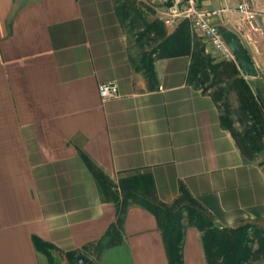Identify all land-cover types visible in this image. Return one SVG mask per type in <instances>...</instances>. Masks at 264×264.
<instances>
[{
  "label": "crops",
  "instance_id": "1",
  "mask_svg": "<svg viewBox=\"0 0 264 264\" xmlns=\"http://www.w3.org/2000/svg\"><path fill=\"white\" fill-rule=\"evenodd\" d=\"M240 1L198 5L238 35L257 75L238 65L232 75L254 83L264 102V0H252L257 29ZM164 27L165 37L184 40V52L158 48L148 75L133 65L114 0H0V264H50L33 236L54 246L53 264H70L69 251L94 264H169L145 206L128 202L113 229L116 207L83 156L113 181L149 172L166 203L183 186L213 226L264 228V152L243 155L221 122L219 98L195 82L204 52L215 50L201 47L206 39L188 19ZM105 82L116 84L115 97H101ZM182 260L207 264L189 232Z\"/></svg>",
  "mask_w": 264,
  "mask_h": 264
},
{
  "label": "rangeland",
  "instance_id": "2",
  "mask_svg": "<svg viewBox=\"0 0 264 264\" xmlns=\"http://www.w3.org/2000/svg\"><path fill=\"white\" fill-rule=\"evenodd\" d=\"M118 9L121 30L125 37L128 51L135 68L145 70L148 58L160 48L165 38V23L156 13L161 4L153 0H114ZM150 25H152L150 27ZM204 42V41H203ZM209 45L205 40L204 44ZM204 52V51H203ZM232 67L221 60L215 51L209 50L202 56L199 73L195 82L202 88L210 91L219 98V110L222 124L231 129V134L243 152L247 155L264 152V103L258 88L254 83L247 86L242 84L239 78L232 75ZM225 73L219 76L217 73ZM115 182L114 185H116ZM128 202H132L128 200ZM165 204H170L166 203ZM190 210L186 207L172 209L176 214L175 223L179 227L181 235L179 243L185 240L189 232L195 241L201 245L213 247L221 244L224 234L219 228H215L209 218L204 216L195 207V203L188 202ZM195 210L198 214H195ZM163 224L166 218L159 212ZM232 239L243 238L244 245L250 250L262 249V256L257 260H246L243 264H264V228L251 224H242L231 230Z\"/></svg>",
  "mask_w": 264,
  "mask_h": 264
},
{
  "label": "trees",
  "instance_id": "3",
  "mask_svg": "<svg viewBox=\"0 0 264 264\" xmlns=\"http://www.w3.org/2000/svg\"><path fill=\"white\" fill-rule=\"evenodd\" d=\"M117 15L119 17V11L116 8ZM152 25H150L151 27ZM175 35H168L160 44V49L165 52H170L172 54H177L179 52H184L183 41L177 39ZM182 42V47L178 48L177 46ZM227 64H230L234 68V73L238 72L237 65L231 61H225ZM197 66V63H195ZM148 75H153V68L151 58H148L146 67H144ZM196 75V73H195ZM240 82L247 86V82L243 78H239ZM248 87V86H247ZM259 95V93H258ZM264 103V102H262ZM228 129V128H227ZM231 131V129H228ZM232 133V132H231ZM236 140V139H235ZM237 142V141H236ZM238 144V142H237ZM239 145V144H238ZM241 152H243L242 147L239 145ZM246 154L243 152V155ZM84 161L93 174V177L96 181L99 192L103 200H110L114 203L116 207L117 217L113 229L119 231L120 225L122 222V214L128 205V200L141 204L151 210L161 228L163 234V239L165 242V247L167 250V256L169 264H182V246L183 243H179V237L181 235L179 227L175 223L176 214L172 209H178L186 207L189 209L188 212L194 213L190 210L188 202L195 203V207L207 218L209 214L199 205V203L188 193V191L180 186L179 195L170 203L165 204L157 197L155 186L153 183L152 175L149 172H143L140 170L135 171H126L118 175L117 180L113 181L110 179L105 172L97 166L87 156H83ZM115 182H117L116 185ZM159 212H162L166 218V223L163 224ZM198 212L195 210V214ZM212 223V222H211ZM216 228V226H214ZM219 228V227H217ZM222 234H224L223 242L218 243L215 246H204V255L205 261L207 264H243L246 260H257L262 256V249L250 250L244 245L243 238L238 236V238H233L230 236V232L233 229L222 227L219 228ZM33 242L37 249L41 250L47 256L50 264H53V257L51 250L54 246L48 242L42 241L40 238L33 236ZM76 251H69L66 253V256L70 260V264H75L74 256ZM94 264V263H92Z\"/></svg>",
  "mask_w": 264,
  "mask_h": 264
},
{
  "label": "built area",
  "instance_id": "4",
  "mask_svg": "<svg viewBox=\"0 0 264 264\" xmlns=\"http://www.w3.org/2000/svg\"><path fill=\"white\" fill-rule=\"evenodd\" d=\"M164 8L162 19L164 23L173 22L175 19H188L195 29L214 48L221 60L231 61L237 64L234 53L223 39L222 32L214 25L209 16L211 12L198 5V0H153ZM237 10L249 21L253 29H257L258 12L253 8L252 0H242L237 4ZM99 93L102 98L115 97L118 94L117 86L113 82H105L99 85Z\"/></svg>",
  "mask_w": 264,
  "mask_h": 264
},
{
  "label": "water",
  "instance_id": "5",
  "mask_svg": "<svg viewBox=\"0 0 264 264\" xmlns=\"http://www.w3.org/2000/svg\"><path fill=\"white\" fill-rule=\"evenodd\" d=\"M219 29L222 32L224 41L234 53L237 64L242 73L247 76H256L257 70L238 35L224 27H219ZM260 91L264 100V89L261 88ZM74 262L75 264H92V260L83 253H77L74 256Z\"/></svg>",
  "mask_w": 264,
  "mask_h": 264
}]
</instances>
